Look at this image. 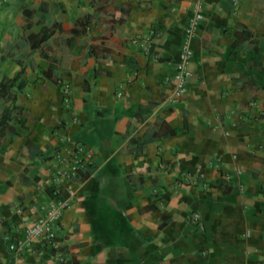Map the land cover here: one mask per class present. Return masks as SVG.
<instances>
[{
  "label": "crops",
  "instance_id": "crops-1",
  "mask_svg": "<svg viewBox=\"0 0 264 264\" xmlns=\"http://www.w3.org/2000/svg\"><path fill=\"white\" fill-rule=\"evenodd\" d=\"M194 2L0 0V81H23L16 133L0 140V264H264V0H203L188 37ZM85 14L87 31L66 42ZM91 45L98 58L83 55ZM51 63L57 81L43 74ZM159 123L175 133L151 137ZM73 141L94 162L56 187L48 167ZM53 196L67 202L58 253L10 251L8 234L23 237Z\"/></svg>",
  "mask_w": 264,
  "mask_h": 264
},
{
  "label": "built area",
  "instance_id": "built-area-1",
  "mask_svg": "<svg viewBox=\"0 0 264 264\" xmlns=\"http://www.w3.org/2000/svg\"><path fill=\"white\" fill-rule=\"evenodd\" d=\"M203 0H195L192 13L186 21L184 34L188 37L194 35V30L203 20L202 13ZM157 36L155 29H150L146 35L135 41H140L144 51H150L153 39ZM190 57V51L186 48L182 50L180 60L175 63L174 71L170 75L168 81L174 84L171 92V100L180 98L187 87L189 72L186 63ZM63 102L65 104L70 101V89L68 86L62 87ZM121 96V92L117 93ZM54 161L49 165L48 171L52 175L54 183L60 184L65 179H73L85 168L94 162V151L87 145L73 141L67 145L58 148L53 156ZM54 191H57L54 189ZM55 194V193H54ZM67 206V202L61 199L51 197L49 201L42 207L41 212L33 219L26 222L23 237H15L8 234L10 241L8 249L17 255H24L34 251H53L58 253L60 242L58 238V229L61 216ZM191 221L197 225H201L200 215L192 213ZM57 258L63 261L64 258L59 255Z\"/></svg>",
  "mask_w": 264,
  "mask_h": 264
},
{
  "label": "trees",
  "instance_id": "trees-1",
  "mask_svg": "<svg viewBox=\"0 0 264 264\" xmlns=\"http://www.w3.org/2000/svg\"><path fill=\"white\" fill-rule=\"evenodd\" d=\"M130 7L121 6L118 12H113L110 18L112 22L111 25L107 24L105 26H110L114 28V24H122L125 21V15L129 12ZM95 16L93 14H85L81 17H78L75 22L77 27H73L70 30V36L66 37V42L75 38L78 35H81L87 31L90 23L92 22ZM56 28L60 29V25L56 22L52 24ZM48 28L41 30L39 34H32L28 36V42L31 47L38 46L46 42L51 37L50 33L47 32ZM104 51H107L106 48H103ZM83 55L86 56H95L97 57V51L94 45L88 46ZM98 58V57H97ZM54 68V63L43 72V74L54 81H57V78L52 77V71ZM16 78H7L3 77L0 81V140L4 137L6 133L14 135L16 133L15 123L19 122V113L20 107L18 105L17 91H19L23 86V81ZM173 134L175 133L174 129L165 126L164 123H159L156 129L151 134V137H157L161 134ZM91 166V165H90ZM89 166V167H90Z\"/></svg>",
  "mask_w": 264,
  "mask_h": 264
}]
</instances>
